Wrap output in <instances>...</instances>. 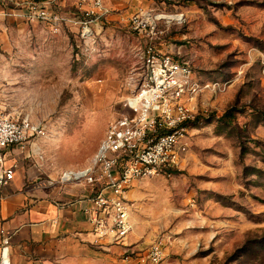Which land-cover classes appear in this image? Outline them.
<instances>
[{
  "label": "rangeland",
  "instance_id": "1",
  "mask_svg": "<svg viewBox=\"0 0 264 264\" xmlns=\"http://www.w3.org/2000/svg\"><path fill=\"white\" fill-rule=\"evenodd\" d=\"M34 1L51 2L57 29L0 2V111L42 132L24 150L89 166L126 101L160 84L166 61L185 67L180 95L159 98L192 116L185 151L134 182L124 241H161L159 264H264V0H101L99 17L93 0Z\"/></svg>",
  "mask_w": 264,
  "mask_h": 264
},
{
  "label": "built area",
  "instance_id": "2",
  "mask_svg": "<svg viewBox=\"0 0 264 264\" xmlns=\"http://www.w3.org/2000/svg\"><path fill=\"white\" fill-rule=\"evenodd\" d=\"M0 2L11 16L24 22H39L57 29L63 20L51 11L50 1ZM105 13L101 0H93L88 15L99 17ZM160 72L157 76L163 78L161 83L128 99L124 105L126 114L109 123L92 163L83 169L66 171L59 177L60 184H82L95 189L82 211L98 239L106 238L114 244L124 241L132 229L126 195L134 182L171 171L185 151L181 139L188 123L193 121L192 116L179 105H174L172 112L159 98L172 89L179 96L182 84L177 74L184 76L188 71L166 61ZM41 135L28 119L15 120L0 111V189L14 178L15 165H6L8 151L24 150ZM0 234V264H9V238L4 231ZM163 247V243L157 241L144 251L126 253L123 260L127 264H159L164 258Z\"/></svg>",
  "mask_w": 264,
  "mask_h": 264
},
{
  "label": "crops",
  "instance_id": "3",
  "mask_svg": "<svg viewBox=\"0 0 264 264\" xmlns=\"http://www.w3.org/2000/svg\"><path fill=\"white\" fill-rule=\"evenodd\" d=\"M7 155L6 165L15 170L0 189V231L9 238V264H127L124 255L138 250L132 238L121 244L98 239L82 211L95 189L59 182L62 173L85 166L83 157H60L52 165L39 163L35 149Z\"/></svg>",
  "mask_w": 264,
  "mask_h": 264
},
{
  "label": "trees",
  "instance_id": "4",
  "mask_svg": "<svg viewBox=\"0 0 264 264\" xmlns=\"http://www.w3.org/2000/svg\"><path fill=\"white\" fill-rule=\"evenodd\" d=\"M255 245H257V246H259L258 248H259V250H263L264 249V241H259V242H256V244ZM243 250L244 251H239L240 252V254H242V253H244L243 255H245V254H247L248 253V249L247 248H243ZM236 256H238V255H236V254H234V255H232L231 257H230V260H233V259H235V257Z\"/></svg>",
  "mask_w": 264,
  "mask_h": 264
}]
</instances>
